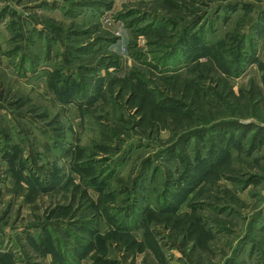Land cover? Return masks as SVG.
I'll return each instance as SVG.
<instances>
[{"label": "rangeland", "instance_id": "rangeland-1", "mask_svg": "<svg viewBox=\"0 0 264 264\" xmlns=\"http://www.w3.org/2000/svg\"><path fill=\"white\" fill-rule=\"evenodd\" d=\"M0 264H264V0H0Z\"/></svg>", "mask_w": 264, "mask_h": 264}, {"label": "crops", "instance_id": "crops-1", "mask_svg": "<svg viewBox=\"0 0 264 264\" xmlns=\"http://www.w3.org/2000/svg\"><path fill=\"white\" fill-rule=\"evenodd\" d=\"M15 229H16V231H15ZM12 232H13V244H14V242H18V243H20V241H19V229L18 228H16V226H13L12 225Z\"/></svg>", "mask_w": 264, "mask_h": 264}]
</instances>
